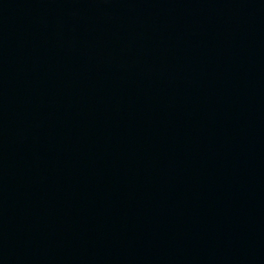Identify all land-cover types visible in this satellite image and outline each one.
I'll list each match as a JSON object with an SVG mask.
<instances>
[{
    "label": "water",
    "instance_id": "obj_1",
    "mask_svg": "<svg viewBox=\"0 0 264 264\" xmlns=\"http://www.w3.org/2000/svg\"><path fill=\"white\" fill-rule=\"evenodd\" d=\"M0 264H264V0H0Z\"/></svg>",
    "mask_w": 264,
    "mask_h": 264
}]
</instances>
